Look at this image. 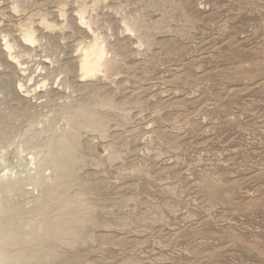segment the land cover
<instances>
[{
  "label": "rangeland",
  "instance_id": "374dc122",
  "mask_svg": "<svg viewBox=\"0 0 264 264\" xmlns=\"http://www.w3.org/2000/svg\"><path fill=\"white\" fill-rule=\"evenodd\" d=\"M13 1L0 0V54L5 52L1 35L20 40L27 24L41 37L48 33L45 40L53 37L55 44L31 45L23 58L34 82L40 79L41 64L57 67L48 80L49 98L35 99L18 90L23 72L5 65L13 63L6 52L7 57L0 56V83L16 87L34 106L32 121L56 115L53 126L64 128L63 104L94 100L102 87L112 94L103 88L105 97L117 100L116 110L103 109L110 118L106 138L82 129L84 157L77 169L82 186L93 188L88 200L96 206L91 215L98 223L85 228L87 241L78 248L81 259L75 264H264V0H176L180 6L164 0L163 9L155 4L158 0H103L97 5L95 0H18L23 4L19 10ZM82 10L99 16L97 32L110 35L117 46L120 62L110 75L101 72L85 80L75 67L92 37L77 21ZM126 14L145 17L151 45L124 29ZM43 15L58 29L46 28ZM71 16H77V34L65 27ZM58 57L63 58L56 61ZM60 60H73L75 70L59 73ZM65 77L71 88L60 86ZM1 89L0 109L9 114L1 105L6 92ZM11 117L21 131L39 125ZM12 134L0 173L25 164L32 148L24 142V153L17 155L22 138ZM111 146L120 151L114 160L107 158ZM98 159L105 161L99 165ZM31 194L14 199L19 207H28L37 192ZM61 246L64 258L76 251Z\"/></svg>",
  "mask_w": 264,
  "mask_h": 264
},
{
  "label": "bare ground",
  "instance_id": "6f19581e",
  "mask_svg": "<svg viewBox=\"0 0 264 264\" xmlns=\"http://www.w3.org/2000/svg\"><path fill=\"white\" fill-rule=\"evenodd\" d=\"M100 1H103V0H95L93 2L95 3V5H97V4H99ZM24 2H25V0H24ZM180 3L181 2L175 0L173 3H171L169 5L180 6L181 5ZM155 4L158 6H161L160 8L164 7V5L167 6L166 5L167 3H165L164 0H158L155 2ZM22 5L23 4L18 0L13 1V8L15 10H19ZM96 10H97V8H96ZM47 13L48 12H46V14ZM85 13L86 12L84 10H82L79 13L77 21H79V24L84 26L82 28H86L87 30H89L91 32L92 37L90 36L91 39H90L89 43L86 46L84 45L85 46L84 48L82 47L83 49H81L82 52H81L80 59L78 61V66H75V67H79L80 73L82 75L81 77L85 78V80H86V78H93V77L97 76L98 74L100 75L101 72H103L105 75H110L113 71H115L118 68L120 58H118V52L116 49L117 46H115L111 42L112 41L111 36L107 35V33L103 34V32H101V31L97 32V25L99 23V20H98L99 16L97 15L98 17H96V15L93 16V14L92 15H86ZM47 15L42 16V18H41L42 23L48 29H51V30H54L56 28L58 29L57 24L49 21ZM73 17H75V16H73ZM71 18H72V16H71ZM75 18L74 19L73 18L67 19V24L65 25V27L70 28L67 30L72 29L77 34V31H79V28H78V26H76L77 22H76ZM24 23L26 24V22H24ZM123 23H124V29L126 31H128L131 34L136 35L138 37V39L141 40L143 43H149L150 44V42H149L150 32L148 30L149 24L143 15H132V14L128 15V14H126L123 18ZM58 26H59V24H58ZM65 27H61L60 29H62V31H65V30H63V29H65ZM62 31H60V32H62ZM21 33L22 34H21L20 40L11 37V34L10 35H8V34H5V35L2 34L1 35V37L3 36V43L1 45H3L2 47H4L5 52L13 59L12 64L7 63L5 65H8L9 67H11L14 70H16L19 67V70H21L23 72L22 75H20V78H21V76L24 75V77H22V78H25V80L24 81L20 80L18 82V88H17L18 90L20 89L23 92L25 91L32 98H35V99H39L42 96L44 98L45 97L49 98V94L52 92V90L48 89V85H50V82H48V80H49V78L50 79L52 78V77H50V75L53 76L51 73H54V71H55L52 69H57V67L52 66L53 68L51 69L50 66L48 67V65L46 66L44 64H41L40 66H42V67L40 69V72H38L39 74H38V76H36V77L40 78L38 81H36V82L40 81V85H36L35 84L36 82H34L35 76L32 77L31 72H30V74L26 73V71L29 70V67L23 66V64L25 62L23 60V58H25L26 55H30L29 54V50H30L29 46H31V45H35L37 43H38L37 45H39V43H40V45H42V46L43 45H50V47H54L55 44H53V41L51 40L53 37L49 40L47 39V41H46L45 38H47L48 33H47L46 37L45 36L41 37L38 34L37 28H35L32 24H27L26 28H24ZM84 33H86V32H84ZM52 34H51V36H52ZM60 35H61V33H60ZM65 35L66 34L64 32V37H65ZM70 35H73V34H70ZM0 39H2V38H0ZM43 40H45L46 42H44ZM1 42H2V40H1ZM145 45H147V44H145ZM60 47H62V46H60ZM40 50H41V48H40ZM42 50H44V48ZM60 51H62V50H60ZM60 51H58V52H60ZM2 52H4V51L2 50ZM52 52H54V51L52 50ZM6 53H5V55H6ZM2 55L0 54V56H2ZM8 55H6V57ZM31 56H33V55H31ZM35 56H37V55H35ZM10 57H8V58H10ZM55 58H57V57H55ZM61 58H63V57H61ZM61 58L58 57V59L56 61H58ZM70 59H72V58H70ZM77 59H78V57H77ZM32 60H33V58H32ZM37 61H39V60H37ZM70 61H73V60H70ZM70 61H65V62L62 61L63 63L61 62V60L59 61V63H60V66H58L59 73H62L63 75H65L64 73H66V76H67V74L72 73V71L75 70L73 68V65H75V63L73 64ZM51 62L54 63L53 60ZM4 67L5 66H3V68ZM104 74H102V75H104ZM6 76H8V75H6ZM69 78L67 79L65 77L64 79H62L60 82V86L64 85L65 87H67V89H68V87L71 88L72 83L69 80ZM83 78H82V80H83ZM58 79H60V78H58ZM53 82L54 83L56 82L55 78H54ZM88 82H89V80H88ZM92 83L94 85L95 81L91 82L90 84H92ZM1 84H3V83H0V86H1ZM74 84H75V82H74ZM4 85L5 84H3V86ZM58 85H59V83H58ZM82 85H85V82ZM93 85H90V86L93 87ZM3 86H1V87H3ZM15 86H16V84H15ZM56 86H57V84H56ZM90 86L87 88H92ZM98 86H96V87H98ZM52 87H55V86H52ZM103 88L104 87H102L101 89H103ZM4 89L6 90V92L4 91ZM17 89H16V87L10 88L9 85H5L1 89L2 91L5 92V97L3 95V98L5 99L4 103H6V104H4L2 102L1 105L2 106L6 105V107L8 109H10V111H9V114H7L8 110H6V108L0 109V144H1L0 146H2L1 147L2 149H0V162L5 161V154H2V153L4 151L8 150L7 148H8L9 144L5 143V142L7 141L10 133L12 134V131H14L17 134L16 137L19 136L22 138V140L19 144V147L16 150L17 155H18V153L25 151L24 149L21 150V148H23L24 142L29 143L32 148H29L28 152L25 153L26 154L24 157V159H25L24 163L25 164L22 163L23 161L18 162V164L16 163V165H14L12 167L9 166V168L7 170L8 172L5 171L3 173H0V264H75L76 262H78L81 259V256L79 254V252L81 250L79 251L78 248L82 244L86 243V241H87L86 238L84 237V234H83L86 231L85 228H87L88 227L87 225L90 223L91 224L89 226H91L92 224L94 226V225H97V223H98V220H96V218L95 219L92 218V215L94 214L93 211H94V209H96L95 208L96 206L93 204L94 202L92 203L90 200H88L89 195L93 193V190H92L93 188L92 189L88 188L87 187L88 185L86 186V184H85V186H82V184L80 182V174L78 173L79 170L77 169L78 163L81 160H83V157H84V152L82 150V142H81V135H83V134H81L82 129H86V130L90 129V130H94L97 132L99 131V133H101V135L105 137L106 132L109 130V128H107V127L109 125L108 123L110 121V118H108L104 115L105 111L103 112V109L104 108L106 109V107H108V108L115 107V110H116V103H117L116 101L117 100H114L113 99L114 97H112V98L105 97V95H103L104 94L103 91L101 89H99V91H101L103 94L96 91L99 94L96 93L97 95L94 98V100H91L89 102H80V103L77 102V104L74 106H71L69 103L68 104L66 103L65 105L63 104L62 111L61 110L60 111H61V117L64 119L66 125H63L64 128H61V126H59V128H56L55 126H53V124H54L53 118L56 115L50 116L47 119L42 118V120L38 119V121L37 120L32 121L31 120L32 117L36 115V110L35 111L33 110L34 106L31 103L27 102L25 100L26 98L24 99L20 96L21 94L18 93L19 91ZM40 89H43V90H40ZM92 90H94V87L92 88ZM97 90H98V88H97ZM103 90H105V88ZM2 91H1V93H2ZM41 91H43V92H41ZM72 91H71V93H74ZM84 91H86V90H84ZM105 92L107 93V90H105ZM109 94H108L109 96L112 95L111 93H109ZM74 97H76V96H74ZM79 97L80 96H78V99H79ZM46 100H48V99H46ZM60 100H63V99H60ZM71 100H67V101H71ZM42 101H44V100H42ZM64 101H65V98L63 100V103H65ZM13 102H16V105L13 104ZM60 103H62V102L60 101ZM128 103H129V101H128ZM33 104H35V103H33ZM39 104H40V102H39ZM71 104H73V103H71ZM40 106H41V104L39 105V108H40ZM122 107H123V105H122ZM49 110H50V108H49ZM56 112H58V111H56ZM58 114H60V113H58ZM11 115H15L17 117H24V118L26 117V119L28 118V121L29 120L31 121L30 125H33L35 123H37V124L39 123V125L42 124L43 126H42V128H40V127H38L39 126L38 125L36 129L33 128L34 126L33 127L30 126V128L28 127L26 130L21 131V129L19 130V128L17 127L18 125H15L16 122H13V121H16L17 119L12 121ZM42 115H41V117H42ZM43 116L46 117L45 114ZM47 116H48V114H47ZM128 116L129 115H127V117ZM17 117H15V118H17ZM39 117H40V115H39ZM123 117L125 118L126 114L123 115ZM59 122H61V121H59ZM35 127H36V124H35ZM15 133H13V134L15 135ZM43 134H47V135L42 137ZM11 143L14 144L13 142H11ZM6 144H8V145L6 146ZM90 146H92V145H90ZM85 148H87V147H85ZM113 148H115V147H113ZM110 149H112V146H111V148H109V150ZM87 150H88V148H87ZM108 153H109V155L107 158L109 160H111V159L114 160L115 157L119 156L120 151L117 149H112V150H110V152L108 151ZM22 156H24V154ZM17 158H18V156H17ZM104 161H105L104 159H100V160L98 159L97 163L100 165V164L104 163ZM21 166H22V168H20ZM5 169L6 168H4V170ZM29 185H31V189L29 188ZM26 186H28V188H26ZM75 187H78L79 189H77V190L73 189ZM71 190H76V191L71 192ZM34 191H36L37 194L36 195L33 194L34 197L32 196L31 202L33 203V205L28 206V207H23V206L19 207L21 205V203H19V202L17 203L16 201L18 198L15 200L14 197H16L17 195L19 196V194L21 195L20 197H22L26 194L34 193ZM30 199H29V201H30ZM25 200H27V199H25ZM29 201H27V202H29ZM22 205H24V204H22ZM22 222H23V224L20 227H18V224L19 223L21 224ZM94 227H96V226H94ZM88 240H90V238H88ZM92 241H94V240H92ZM64 244H65V246L68 245V248L70 247L72 250H76L73 252V254L70 258H64L63 257L64 254H62L63 256H61V254H59V250H61L60 246L64 245Z\"/></svg>",
  "mask_w": 264,
  "mask_h": 264
}]
</instances>
